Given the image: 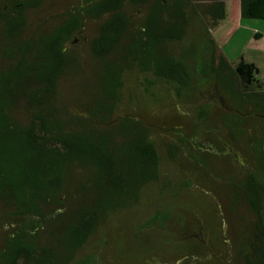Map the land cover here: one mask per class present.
I'll list each match as a JSON object with an SVG mask.
<instances>
[{"label": "trees", "instance_id": "16d2710c", "mask_svg": "<svg viewBox=\"0 0 264 264\" xmlns=\"http://www.w3.org/2000/svg\"><path fill=\"white\" fill-rule=\"evenodd\" d=\"M229 1L264 22V0H76L32 26L46 0H0V264H125L109 237L148 188L194 204H154L135 238L171 234L175 264H264V81L213 35ZM91 24L97 73L72 107L62 80Z\"/></svg>", "mask_w": 264, "mask_h": 264}, {"label": "rangeland", "instance_id": "374dc122", "mask_svg": "<svg viewBox=\"0 0 264 264\" xmlns=\"http://www.w3.org/2000/svg\"><path fill=\"white\" fill-rule=\"evenodd\" d=\"M75 3L76 0H46L41 8L32 11L31 25L34 26L39 23L44 25L43 21L50 25L58 19L57 17H54V12H62ZM245 20L254 24L264 25V22L258 19L246 18L244 21ZM94 32L95 25H89L81 32V39L76 41L74 44V47L77 49L75 57L79 65L78 70L70 72L68 75L63 77L62 80V94L66 105L75 107V104L81 103L85 98H87L89 86H91L94 81V72L97 73V70L94 68V64L97 63L95 60L91 59L87 46L88 41L94 35ZM232 41L233 46H239L245 41V36H243L242 33H238ZM146 105L149 106L150 101H148ZM153 110L145 114V118H147L149 122H155L158 124L170 121L172 112L165 113L167 112L165 110H158V112H154ZM161 142L165 141L162 140ZM161 142H159V144ZM159 148L163 158L167 157L164 154L165 149L162 145H160ZM143 196L142 202L139 205L133 207L132 209L125 210L120 216L116 228L109 237L111 248L109 260L112 262L120 261L122 254H124L125 264H140V258L142 259V262L144 260V256H141V252L143 249H147V253L153 255L151 260L152 264H175L176 262H174V259L179 257L183 247L171 238V234H167L161 228L155 227L142 230L137 239L133 236L132 228H136L137 225L145 221L148 214L152 211L153 205L156 203L159 204V209H164L166 212L172 208L175 210V213H179L178 209L180 208L182 209V213L185 214V211L193 206L194 201L191 198H184L181 202V207L176 208L174 203L167 200L168 192H162V194H160L157 190L151 188H148L144 192ZM156 223L160 225L162 220H157ZM171 231L174 233L176 232L173 228ZM2 234L3 229L0 228V243L2 241ZM178 235L183 240L180 230L178 231Z\"/></svg>", "mask_w": 264, "mask_h": 264}, {"label": "crops", "instance_id": "0c3cea01", "mask_svg": "<svg viewBox=\"0 0 264 264\" xmlns=\"http://www.w3.org/2000/svg\"><path fill=\"white\" fill-rule=\"evenodd\" d=\"M226 10V18L213 31L214 37L230 60L243 57L253 62L258 67V77L264 81V25L244 21L237 1L227 2ZM238 33L245 36V41L233 46L232 40Z\"/></svg>", "mask_w": 264, "mask_h": 264}]
</instances>
